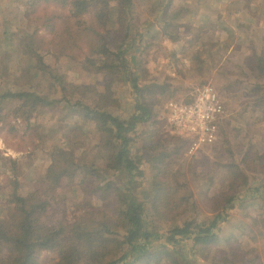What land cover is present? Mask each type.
<instances>
[{
  "label": "rangeland",
  "instance_id": "obj_1",
  "mask_svg": "<svg viewBox=\"0 0 264 264\" xmlns=\"http://www.w3.org/2000/svg\"><path fill=\"white\" fill-rule=\"evenodd\" d=\"M166 1L134 0L132 8L134 24L144 35L139 39L137 37L133 49L127 54L129 66L138 84L152 90L145 93L146 99L152 102L151 116L139 122L130 133L134 138L130 143L131 152L141 159L135 187L142 198L146 191L152 189L156 173L166 170L168 173L164 179L167 183L174 182L172 175H176L181 183L176 201L180 203L182 198H187L180 204L181 210L185 204L187 208L179 220L192 218L196 214L197 219L204 221L218 212L214 211L216 207L211 199L231 189L234 176L230 178L226 164L236 163L250 182L264 183V101L257 99L258 94L251 92L250 86L252 82H262V79L255 77L247 59L255 53L264 56V0H173L167 10L168 15H172L175 8L186 10L182 16L174 19L178 29H168L169 33H173V38L162 29V10ZM23 2L26 0H0V6H3L0 7V57L9 66L6 74H1L0 64V92L6 88L29 89L33 86L39 92L49 93L54 91L48 82L51 75L44 73V79L32 78V74L13 58L17 44L9 43L3 34L7 28L9 32L19 34L32 29L24 24ZM202 25L204 28H201ZM133 34L137 36L136 32ZM217 40H220L219 43L207 47L201 59H194L196 53L191 45L197 41H203L204 46L213 45ZM46 62L51 69L56 68L54 60L46 59ZM199 67L202 69L199 70ZM65 72L67 82L72 85L99 82L98 77L89 71L75 68ZM207 83L218 90L226 114L217 140L191 152L192 141L177 135L171 128L166 104L172 99L182 102L192 100L197 90ZM113 91L117 98L115 113L129 118L140 97L136 98L137 92L131 79L128 77L125 81H117ZM2 105L9 115L6 123L0 124V158H16L19 176L16 177L10 169V162L1 161L0 217L4 216L5 200L13 191L15 178L19 182V192L24 195L37 187L40 176L50 163L51 150L56 146L68 148L77 156L85 155L87 163L97 158V164L107 180L117 179L118 183L124 184L123 173L105 170L109 164L106 160L109 151L98 147V132L90 123L87 126L80 116L62 106L46 104L40 106L38 116L33 117V128L27 129L26 122L17 121L10 112L17 105L15 101ZM11 125L17 126L16 131L9 129ZM72 188V182L68 181L57 190L47 220L68 222L86 210L99 216L103 213L116 214L119 204L113 195H106L103 200L104 195L100 191L91 192V188H94L92 183L85 184L78 192ZM246 188L242 186L239 194H248ZM175 212L177 209L172 214ZM227 214V221L220 224L221 238L216 245L192 250L193 241H186L185 250L190 258V263L186 264H264L262 198L243 202L238 200L236 207L227 210ZM168 226V221H161L154 227L165 232ZM164 243L165 236L155 242L154 247ZM165 259L164 255L160 263L157 257L150 262L135 264H169ZM40 261L41 264H52L55 256L46 253Z\"/></svg>",
  "mask_w": 264,
  "mask_h": 264
},
{
  "label": "trees",
  "instance_id": "obj_2",
  "mask_svg": "<svg viewBox=\"0 0 264 264\" xmlns=\"http://www.w3.org/2000/svg\"><path fill=\"white\" fill-rule=\"evenodd\" d=\"M172 1H166L161 18L163 32L171 38L174 35L168 29L177 30L178 24L174 19L186 12L185 9L175 8L173 14L168 15ZM23 4L24 24L32 29L19 34L9 32L7 28L4 37L9 43L17 44L13 58L32 74V78L44 79V73L51 75L48 82L54 91L43 93L33 86L29 89L2 90L0 124H5L9 115L2 105L4 102L15 101L17 105L10 112L17 121L26 122L27 129L33 128L40 106L47 104L69 109L98 132V147L109 151L106 157L109 164L105 170L123 173L124 184L118 183L117 179L107 180L97 164V158L87 163L85 155L77 156L68 148H52L50 163L40 176L37 187L24 195L19 192V182L15 178L13 191L5 200L6 210L0 217V264H41L40 258L46 253L55 256L52 264H135L150 262L157 257L160 263L164 255L169 264H186L190 263L185 250L188 239L193 241L192 250L216 245L221 238L220 224L227 221V210H233L238 200L262 198L264 201V183L250 182L236 163L225 165L230 170V178L234 176L231 189L211 199L216 207L214 211L218 212L204 221L197 219L196 214L179 220L187 208L185 204L181 210L180 204L187 198H182L180 203L176 201L181 183L176 175H172L174 182L167 183L164 179L168 173L166 170L156 173L152 189L140 198L135 178L141 159L131 152L130 143L134 138L130 133L139 122L151 116L152 102L146 99L145 93L152 90L138 84L127 57L137 37L139 39L144 35L134 24V0H26ZM218 41L207 46L203 45V41L195 42L191 45L196 53L194 59H201L207 47L215 46ZM46 59L54 60L56 68L51 69ZM138 59L141 60V56ZM247 59L255 77L262 79V82L250 83L251 92L264 96V56L255 53ZM0 60L1 74H6L9 66L4 63L3 57ZM63 67L65 70L78 68L89 71L98 77L99 82L69 84ZM128 77L136 89V98L140 97L132 115L122 118L115 113L117 98L113 85ZM258 96L259 101H264L263 96ZM9 129L16 131L17 126L11 125ZM181 137L192 141L190 136ZM2 160L10 162V169L16 177L19 176L16 158L1 157L0 164ZM68 181L72 182V189L76 192L85 184L92 183L94 188L91 192L100 191L104 195L103 200L106 195H113L119 204L116 214L103 213L99 216L86 210L68 222L47 220L57 190ZM242 186H246L248 191L244 196L239 194ZM191 204L193 202L189 207ZM175 209L177 212L173 215ZM160 219L169 222L165 232L154 227L161 222ZM164 236L165 245L155 248L154 243ZM228 240L225 242L228 243Z\"/></svg>",
  "mask_w": 264,
  "mask_h": 264
},
{
  "label": "built area",
  "instance_id": "obj_3",
  "mask_svg": "<svg viewBox=\"0 0 264 264\" xmlns=\"http://www.w3.org/2000/svg\"><path fill=\"white\" fill-rule=\"evenodd\" d=\"M166 110L173 131L179 136L192 137L191 152L217 140L219 124L226 114L221 96L211 83L199 88L190 103L168 101Z\"/></svg>",
  "mask_w": 264,
  "mask_h": 264
},
{
  "label": "crops",
  "instance_id": "obj_4",
  "mask_svg": "<svg viewBox=\"0 0 264 264\" xmlns=\"http://www.w3.org/2000/svg\"><path fill=\"white\" fill-rule=\"evenodd\" d=\"M1 8H3V6H0Z\"/></svg>",
  "mask_w": 264,
  "mask_h": 264
}]
</instances>
